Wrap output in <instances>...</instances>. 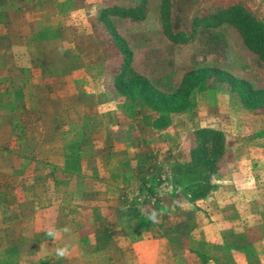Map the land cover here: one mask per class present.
I'll return each mask as SVG.
<instances>
[{
  "label": "rangeland",
  "instance_id": "1",
  "mask_svg": "<svg viewBox=\"0 0 264 264\" xmlns=\"http://www.w3.org/2000/svg\"><path fill=\"white\" fill-rule=\"evenodd\" d=\"M82 1L62 3L59 15L63 16V22L69 24L76 20L78 30H67L72 36L65 37L61 46L50 42L51 49L47 43L26 41L22 36L4 30L0 14V65L11 71L16 65L20 70L17 73L19 87L23 84L22 79H26L36 85L49 86L51 90L45 95L47 99L41 94L34 109L16 111L11 107V96L8 101L11 85H6V92L0 91V148L15 155L14 158L7 154L0 157V174L6 173L5 181L10 182L11 169L17 167L20 182L25 180L17 195L20 200L12 201L16 204L11 203L13 209L25 217L20 244L44 239L57 256L62 254L59 238L63 231L43 233L41 229L46 226L42 219L49 207L57 208L63 222L58 227L66 226L73 231L79 226L75 221L79 217L85 234L95 230L101 233L99 239L88 235L84 244L90 248L97 244L102 248L111 243L110 237L103 235L111 207L102 202L108 199H115L121 193L132 198L131 203L124 206L126 212L150 209L155 207L154 203L163 211L168 230L173 226L178 232L188 231L196 204L201 205L217 187L218 177L224 168L221 166H225V162L234 170L237 167L238 170L249 171L252 165L264 169V113L254 115L227 85H215L211 81L206 90L193 89L190 96L192 108L167 116L146 107L130 91L123 92L129 76L137 75L157 91L171 94L187 73L198 69H215L254 89L264 88L263 64L245 49L235 27L229 22L216 27L212 26L211 19L200 21L233 3H241L246 8L247 5L228 0L202 9L200 4L195 6L200 0H112L110 4L97 8L93 16L87 17V12H74L82 6ZM150 2L159 10L163 38L153 35L151 25L132 29L137 36L140 32L141 37L143 34L147 37L135 39L132 47L138 51L134 54L129 47L127 32L117 28L113 17L132 20L119 15L125 11L133 14L140 8L144 9L146 16ZM206 23L210 25L205 27ZM75 31L92 34L97 40L92 46L94 50L99 46L97 49L100 51V54L87 56V63L84 62L87 74L71 82V85H78L77 95L85 102L82 112L74 108L75 95L62 92L59 87L63 67L59 50L71 46ZM178 33L181 35L174 36ZM81 42L84 53L92 51L89 40L85 38ZM124 46L131 54L126 73L120 68ZM14 52L28 56L20 62L8 59ZM46 53L52 54V58L49 59ZM22 71L25 72L23 76ZM234 86L235 89H243L240 84ZM102 91L108 92L109 104L95 106L91 97ZM22 96L18 91L14 96L18 106L22 100L18 102L17 99ZM200 130L220 132L226 142L224 155L215 165L220 174L206 175L204 181L197 178L202 165L197 166L194 156L199 150V138L195 132ZM134 166L137 169L135 173H121V170ZM158 169L159 173L155 172ZM262 175L264 177V173ZM112 182L121 187L125 183L129 185L120 190L121 187H111ZM12 196L9 193V202ZM223 202L218 206L227 210L228 217L234 219L233 223L238 221L235 218L241 217L240 224H237L241 230H232L236 233H231V220L215 221L204 230L195 231L193 228L189 236L175 238L173 243L180 249L186 246L193 250L198 264H205L208 257L215 264H236L241 255L231 251L235 244L246 248L245 264H260L246 237L247 234L252 235V231L243 227L248 223V220L242 221L245 215H249L248 210L237 213L230 199L225 198ZM249 207L253 211L259 208L254 202ZM260 213L264 217L263 211ZM249 221L251 223L252 218ZM125 225L128 230L134 228L131 223ZM221 232L226 234L224 241H221ZM61 238L67 239L68 236ZM67 240L76 243L74 237ZM45 255V252L41 253L37 259L43 260ZM70 255L75 254L72 252ZM104 255L102 252L93 254L102 258ZM5 257L6 251H0V264H6ZM115 258L120 259L118 253ZM105 261L101 264H106ZM184 262L186 258L177 257V264Z\"/></svg>",
  "mask_w": 264,
  "mask_h": 264
},
{
  "label": "crops",
  "instance_id": "2",
  "mask_svg": "<svg viewBox=\"0 0 264 264\" xmlns=\"http://www.w3.org/2000/svg\"><path fill=\"white\" fill-rule=\"evenodd\" d=\"M66 1L68 0H0L2 28L9 32L12 31V33L17 34L20 37L22 36L26 41H34L36 44L42 43V45L47 43L49 45H46L51 49L50 42H56L60 45L61 41L64 42L65 37L72 36V33H68L67 30H78L76 20H73V22L69 24L67 22L64 23L63 16L59 15L61 13V7L64 5L62 3H65ZM111 1L112 0H83L81 3L82 6H79V10H74V12H87V17H91L100 7L110 4ZM222 1L228 0H200L197 1V5H195L194 2H191V4L193 5L194 3L197 7L200 4L202 9H208L217 2ZM232 1L242 2L247 5V9L264 25V0ZM150 4L149 10L143 20L133 21L130 19L113 17V21L117 24V28L127 32L126 34L129 37V47L134 54L138 51L136 48L132 47L135 39L140 40L143 39V36L145 38L147 37L144 34L141 37L140 32L138 33L139 36H137L132 29L138 27L148 28L151 25V28L154 31L153 35L163 38L160 33V22L158 20L159 10L157 7L153 6L152 2H150ZM75 32L76 35L73 37L71 46L68 48L61 47L59 50L58 55H60L61 65L63 66L59 75V80L61 81L59 87L62 92L67 91L66 93L71 92L73 93V96L75 95L73 97L75 101L74 108L77 112H82L81 109H83L85 102L83 97L79 98V95H77V92L79 91L78 85H71V82H73V79H80L87 74L86 65L84 63L85 61L87 63V56L100 54V51L97 49L99 46H96V50H94L92 46V43L97 41L92 34L85 33L84 35L80 34L78 31ZM30 37H32V39ZM84 37L90 41L91 52L87 50V52L84 53V47L81 42L85 39ZM24 54L25 53L22 52H14L10 54L8 59L20 62L28 56V54ZM2 56L4 55L2 54ZM2 56L1 58H3ZM46 56L49 59L52 58V54L46 53ZM69 65H72V67H69ZM14 67L15 69L11 71L4 68L3 65H0V78L1 81H3V83L0 84V91H5L6 85L10 84L12 92L11 94H8V101L11 96L12 109L15 111L16 109H34L37 106V101H40L39 98H41V94L43 93L44 98L47 99L46 96L51 90L49 89V86L44 84L36 85L27 82L26 79H22L23 84L19 87L18 84L20 77L17 73H19L20 70L16 69V65H14ZM24 73L25 72L22 71L21 75L23 76ZM17 91L23 94L21 99H17L18 102L22 100L19 106L14 100ZM91 102L95 106L109 104L108 92H96L92 95ZM6 154L7 153L0 148V157H5ZM110 154H115V152H110ZM7 155L12 156V158L15 157L14 154L10 153ZM225 164V166H221V168L224 167L221 170V174L218 173L220 175L218 177L219 181L217 187L201 205L196 204L197 209H195L191 215L192 219L189 220L191 229L188 231L185 230L178 232L173 226H169L170 229L168 230V228L165 227L167 219L165 218L163 211L153 203V200L150 201L155 207L134 211L135 213L130 211L126 212V207L124 206L125 204L131 203L132 198H126L124 197V194L121 193L115 199H108L107 202H102L111 207L107 214V227H105L104 230L105 234H103L110 237L109 242L111 243L102 248H98L96 246L97 244H94L90 248V246L84 244L85 240H88L87 238H89L88 235H91L93 239H99L101 233H97L95 230L92 231L91 234H85V229L79 217L75 220L79 223V226L73 231L67 229L66 226L65 228L58 227V224L63 222L60 219L57 208L49 207L47 213L43 215L44 218L42 219L46 225L45 228H41L43 233L52 230L63 231L61 237L67 235L69 239L74 237L76 240V243L74 244L67 240L68 238L62 239L60 237L59 241H61L62 247V254L60 256L55 255V250H51L49 247L50 244H47L44 239H39V241L33 240L30 242L25 241L20 244L23 233L22 224L25 217L13 209L12 204L16 203H12V201L20 200V196L17 197V195L20 194V190L23 188L22 185L25 180L20 182L19 175L16 172L18 168L14 167L11 169L12 181L6 183L5 179L8 177L6 176V173L5 175L3 173L0 174V251H6V264H52L54 261L60 262L59 264H101V262L105 260L106 264H177V257L179 256L181 258H186V262H184L185 264H198L193 250L186 246H182L183 248L180 249L172 240L179 237L186 238L191 234L193 228L195 231L207 229V227L215 221L222 222L231 220V225L233 226L230 227V232L236 233L233 231L241 230V227L239 228L237 225L240 224L238 221L241 217L239 219L235 218L238 221L237 223H233L234 219L228 217L227 210L220 205L218 206V203L224 204L223 199L226 198L230 199L232 203L235 204L237 213L243 212V209L244 211L248 210L247 212L249 215L247 214L242 218V221L248 220V223L252 218L251 223L243 224V227H246L248 230L251 229L252 231V235L247 234L245 231L247 234V241L252 251L256 254L257 260L260 264H264V217L261 216L260 213L261 211L264 213V177L262 175L264 169L252 165L249 172L248 170H238L237 167L236 170H234L235 168L231 169L226 162ZM135 171H137V169L134 166L121 170V173L128 174L135 173ZM157 171L159 173V169L155 170V172ZM13 179L19 182L15 183ZM112 183L113 186L111 187L113 188L121 187L118 186L119 184ZM127 185L129 184H123L120 190L126 188ZM9 193L14 195L10 202L9 198L11 197H9ZM253 202L259 207H256V211L251 210L249 207ZM249 216L251 217L249 218ZM127 223L133 225V230L132 228L131 230L126 229L125 224ZM248 230L247 232H249ZM225 235L226 234L221 232V241L225 240ZM231 251L241 255V260H237L236 264L246 263L244 261L246 248L235 244L234 246H231ZM44 252L46 255L42 256L43 260H38L37 258ZM72 252H74L75 255L69 256ZM99 252L105 254L103 258L93 256V254ZM116 253H118L120 257L118 260L115 258ZM205 264L215 263L208 257Z\"/></svg>",
  "mask_w": 264,
  "mask_h": 264
},
{
  "label": "trees",
  "instance_id": "3",
  "mask_svg": "<svg viewBox=\"0 0 264 264\" xmlns=\"http://www.w3.org/2000/svg\"><path fill=\"white\" fill-rule=\"evenodd\" d=\"M143 11V8L138 9L133 14L131 11H125L119 16L140 21L145 17ZM111 12L116 14L113 10H111ZM207 19H211L212 26L216 27L226 22L231 23L241 37L245 49L253 55H256L263 64L264 73V25L246 7L241 3H233L225 8L217 10L216 13L213 12L209 17L200 21L205 22L204 20L207 21ZM209 25L210 23L204 24L205 27ZM179 35H181V33L174 36ZM169 39L177 43V40L174 38L169 37ZM124 48L125 49L122 50L123 61L120 68H122L123 73H126L130 65L131 54L126 46H124ZM211 81L214 82L215 85H227L226 87L229 88V90L231 89V91L236 92L241 103L253 112L254 115L264 113V88L254 89L246 85L243 81L238 82L233 76L215 69H198L187 73L183 77L181 84L171 94L161 93L154 89L144 78L131 75L126 81V85H124L123 92L128 93V91H130L131 95H135V99L143 102L146 107L163 116H167L190 110L192 108L190 96L193 89L196 88V90L199 91L206 90L209 85L208 83ZM236 83L243 86V89H235L234 84ZM195 136L199 138V150L195 152L194 156L195 160H197V166L202 165V168L197 173V178H201V181H204L206 175L218 173L215 165L221 161V157L224 155L226 142L224 136L220 132L213 130H200L195 132ZM197 181L200 182V180ZM205 183L207 184V181ZM189 196L192 197L193 194ZM247 264L259 263L248 262Z\"/></svg>",
  "mask_w": 264,
  "mask_h": 264
}]
</instances>
